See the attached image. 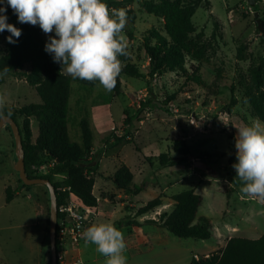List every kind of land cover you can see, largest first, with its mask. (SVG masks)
<instances>
[{"label": "rangeland", "instance_id": "1", "mask_svg": "<svg viewBox=\"0 0 264 264\" xmlns=\"http://www.w3.org/2000/svg\"><path fill=\"white\" fill-rule=\"evenodd\" d=\"M143 1L133 4L136 20L128 19L122 34L127 37L129 62L146 76L122 75L121 93L111 99L112 91L100 84L84 87L72 82L70 138L80 143V121L85 118L91 122L94 147L104 152L94 187L101 204L94 210L92 223H111L124 238L130 231L132 235L136 233L132 238L140 246L135 250L126 247L127 264H191L193 254L218 253L233 237L258 239L264 235V204L242 193V186H236L227 173L230 162H238L237 129L256 119L245 97L246 89L251 87L250 69L264 59V34L258 23L263 22L264 26V2L254 0L251 7L249 0H202L192 18L193 55L187 57L186 70L151 77L149 58L143 51L144 38L152 29L162 34L165 30L162 18L141 7ZM49 35L55 33H44L46 39ZM241 45L246 53L242 61L237 58ZM233 97L236 106H231ZM0 101V107L13 108L41 102L20 74L6 76L0 85ZM22 121L19 118L20 124ZM6 127L7 132L0 133V263L42 264L44 224L50 253L49 231L46 232L50 227L49 190L43 185L25 187L21 182L15 170L14 138L9 125ZM31 128L35 140L39 131L36 118L31 119ZM176 140H185L191 149L183 164L173 149ZM163 154L174 159L175 165L161 166L159 158ZM42 162L31 170L32 175L49 173L51 163L45 156ZM195 162L205 163L204 171L209 174L203 176ZM121 163L133 172V185L139 187L136 194L127 195L118 189L113 175L108 174L116 172L115 166ZM8 186L20 192L11 203L6 202ZM191 188L204 197L198 218L206 216L212 221L214 235L210 240L179 238L145 222L170 213L173 195ZM155 198L162 199L161 207L136 216L138 209ZM126 219H137L142 227L134 230L118 224ZM79 254L83 264H105L106 258L94 244L82 242Z\"/></svg>", "mask_w": 264, "mask_h": 264}, {"label": "trees", "instance_id": "2", "mask_svg": "<svg viewBox=\"0 0 264 264\" xmlns=\"http://www.w3.org/2000/svg\"><path fill=\"white\" fill-rule=\"evenodd\" d=\"M137 1L104 0L110 9H127L128 19L132 22L137 16V11L132 6ZM257 1L264 2V0ZM201 3L202 0H159L158 2L145 0L140 3L146 12L163 19L165 30V34H162L152 29L144 38L143 51L149 58V76L186 70L187 57L193 55L191 36L195 32V27L192 18ZM3 6L7 7L6 3ZM255 9H258L257 6ZM6 15L7 23L20 29L22 34L19 38L13 37L16 41L13 44L7 40L11 33L7 30L0 32V84L5 82L7 75L20 74L37 92L41 102L14 108L1 106L0 118L9 116L20 125L25 149L26 172L30 178H46L53 183L57 193L58 209L72 197L77 198L85 207L97 209L100 201L94 194V187L99 175V161L103 151L93 152L94 133L88 119L83 118L79 123L81 142L71 140L69 113L72 82H79L84 87H94L99 84V81L89 82L66 75L61 69L62 65L54 62L52 54L45 51L48 39L44 37V32L39 25L20 23L10 7H7ZM127 52V56L118 57L124 65L110 99L120 95L122 75L135 78L146 76L136 65L129 62L128 49ZM237 58L241 61L246 58L243 45L238 48ZM5 67L9 68L6 74L3 71ZM250 77L251 87L246 89L245 99L250 103L252 115L264 123V59L250 69ZM236 105L237 100L233 97L231 106ZM19 118H23L21 124ZM31 118H36L39 122L38 136L35 140H33ZM117 140L121 139L117 138ZM111 145L115 146L116 143ZM173 149L179 156L180 164L185 163L191 155V149L185 140H176ZM43 156L51 163L49 173L32 175L31 170L39 168L44 163ZM159 161L164 167L175 165V160L169 159L165 154L160 156ZM230 163L231 166L227 168L228 175L236 186H242L240 180H235L236 171L232 167V161ZM208 174L207 171H202L203 176ZM57 176H62V179H55ZM112 180L115 186L127 195L136 194V190L139 189L133 185V172L125 163L120 164ZM17 194L18 191L8 186L6 202L11 203ZM172 200L173 210L170 213H162L159 220L152 219L145 222H150L183 239L210 240L213 237L212 221L206 216L198 218L200 207L204 202L202 195L191 188L173 195ZM162 205V199L155 198L138 209L136 216L151 213ZM58 216L59 228L60 221L65 218L59 211ZM118 224L137 230L143 223L137 219L131 221L126 219L119 221ZM47 231L49 229H46ZM57 248L59 252V246ZM220 253L221 255H216L213 260L204 264H264V235L258 239L233 237ZM191 264H194L193 260Z\"/></svg>", "mask_w": 264, "mask_h": 264}, {"label": "clouds", "instance_id": "3", "mask_svg": "<svg viewBox=\"0 0 264 264\" xmlns=\"http://www.w3.org/2000/svg\"><path fill=\"white\" fill-rule=\"evenodd\" d=\"M5 3L20 23L39 25L45 34L55 33L49 35L45 51L66 75L99 81L108 92L115 88L122 71L118 57L128 55L127 37L122 34L127 9H110L104 0H0V32L11 33L7 40L13 44V37L19 38L22 32L7 23ZM3 71L6 74L9 68ZM235 148L238 162L232 167L242 182L241 192L264 204V123L259 118L237 129ZM83 236L86 245H96L105 264H127L124 235L113 224H94Z\"/></svg>", "mask_w": 264, "mask_h": 264}, {"label": "built area", "instance_id": "4", "mask_svg": "<svg viewBox=\"0 0 264 264\" xmlns=\"http://www.w3.org/2000/svg\"><path fill=\"white\" fill-rule=\"evenodd\" d=\"M58 211L65 218L60 221V227L57 229V247L59 246V252L57 251L58 264H83L79 259L72 260L69 253L84 242L83 233L85 230L80 228V226L87 227L92 225L94 210L83 206L78 200H70L65 205H62ZM69 218L72 219L71 222L68 221ZM220 251L218 253H195L192 260L194 264H204L213 260L216 255H221Z\"/></svg>", "mask_w": 264, "mask_h": 264}, {"label": "water", "instance_id": "5", "mask_svg": "<svg viewBox=\"0 0 264 264\" xmlns=\"http://www.w3.org/2000/svg\"><path fill=\"white\" fill-rule=\"evenodd\" d=\"M250 6L254 7L255 3L254 0H249ZM258 13H256V17ZM259 29L264 34V26L263 22H259ZM9 125L12 135L14 138V145L16 149L17 161L15 164V170L19 173L20 180L26 186L32 185H43L46 186L49 190L50 194V227H49V237H50V253H51V264H58L57 259V229H58V203H57V193L53 183L46 178H30L26 172V164H25V149L23 144V136L21 133L20 125L16 122L13 118L9 116H4L0 118V131L1 129ZM195 165L199 167L202 171L206 169V165L203 162H195ZM69 222L72 219H68ZM90 226H80V228L86 230Z\"/></svg>", "mask_w": 264, "mask_h": 264}, {"label": "crops", "instance_id": "6", "mask_svg": "<svg viewBox=\"0 0 264 264\" xmlns=\"http://www.w3.org/2000/svg\"><path fill=\"white\" fill-rule=\"evenodd\" d=\"M6 78V77H5ZM5 82H3L2 84H4ZM2 84H0V85H2ZM32 119V118H31ZM7 127L6 126H4L2 129H1V131H0V133L1 132H3V131H6L7 132ZM69 133H70V125H69ZM11 134V133H10ZM236 135H237V133H236ZM38 136V135H37ZM37 136L35 137V139L37 138ZM93 152L95 153V152H98V150L94 147V150H93ZM103 154H104V152H103ZM106 154H107V152H106ZM116 167V170L115 171H117V169H118V165H116L115 166ZM108 174H111V175H114L115 174V172L114 173H108ZM58 177H62V176H57V178ZM97 180V179H96ZM237 193H239L240 194V191H236ZM20 194V192H18V194L17 195H19ZM94 194L96 195V193L94 192ZM97 196V195H96ZM240 197L241 198H244V196H242V194H240ZM97 198H98V200L100 201V204H101V198L99 197V196H97ZM98 209V208H97ZM93 210H95L96 211V209H93ZM92 225H93V223H92ZM91 225V226H92ZM135 230V229H134ZM43 232H44V244H43V246H44V254H45V257H44V263H42V264H50V253H49V251H48V249H47V247H46V244H45V224H44V228H43ZM136 235V233H134L133 235L131 234V231L129 232V235H127L126 237H125V240H126V242H127V247L128 246H131L132 248H129L130 250L132 249V250H135V249H138V247L140 246L139 244H137V242H136V240H134L132 237H134ZM48 255H49V259H48ZM69 255H70V258L72 259V260H81L82 261V259H81V256H80V254H79V247H77V248H74V249H72L71 251H70V253H69ZM1 264V263H0Z\"/></svg>", "mask_w": 264, "mask_h": 264}]
</instances>
